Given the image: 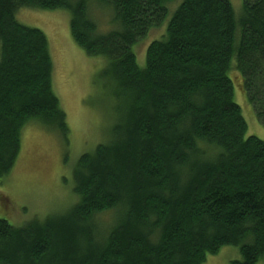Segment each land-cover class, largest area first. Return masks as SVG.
<instances>
[{
  "label": "trees",
  "instance_id": "16d2710c",
  "mask_svg": "<svg viewBox=\"0 0 264 264\" xmlns=\"http://www.w3.org/2000/svg\"><path fill=\"white\" fill-rule=\"evenodd\" d=\"M241 2L0 0V181L27 124L69 133L47 38L18 11L69 14L74 44L104 60L109 122L72 169L67 211L0 219V264H203L225 246L238 248L232 264H264V141L245 138L229 77L264 125V0ZM161 28L142 67L135 47Z\"/></svg>",
  "mask_w": 264,
  "mask_h": 264
},
{
  "label": "rangeland",
  "instance_id": "374dc122",
  "mask_svg": "<svg viewBox=\"0 0 264 264\" xmlns=\"http://www.w3.org/2000/svg\"><path fill=\"white\" fill-rule=\"evenodd\" d=\"M229 1L238 13L242 0ZM92 14L98 18L97 13ZM15 18L23 26L40 30L47 38L53 65L52 89L69 128L67 143L58 133L38 123H29L22 130L16 164L10 175L0 181V219L21 227L61 214L73 205L72 169L82 154L103 143L109 122L104 115L106 97L97 92L102 85L98 84V76L104 60L88 57L74 44L69 33V14L62 10L22 9ZM99 26H106L102 19ZM162 34L163 28L153 30L135 47L139 65H144L148 43ZM229 75L235 83L233 101L240 107L247 125L245 138L252 136L264 141V125L256 120L243 90L239 91V76ZM98 220L107 222L108 216ZM237 260H240L238 248L225 246L217 254L207 255L203 264H232Z\"/></svg>",
  "mask_w": 264,
  "mask_h": 264
}]
</instances>
